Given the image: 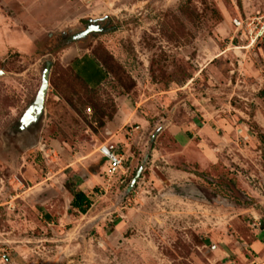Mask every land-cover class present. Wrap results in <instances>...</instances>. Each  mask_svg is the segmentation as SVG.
Segmentation results:
<instances>
[{"label":"rangeland","instance_id":"1","mask_svg":"<svg viewBox=\"0 0 264 264\" xmlns=\"http://www.w3.org/2000/svg\"><path fill=\"white\" fill-rule=\"evenodd\" d=\"M0 72V264H264V0H0Z\"/></svg>","mask_w":264,"mask_h":264},{"label":"built area","instance_id":"2","mask_svg":"<svg viewBox=\"0 0 264 264\" xmlns=\"http://www.w3.org/2000/svg\"><path fill=\"white\" fill-rule=\"evenodd\" d=\"M95 152L104 160V163L107 164L106 172L108 176L111 177L115 172L123 167L124 161L116 145L103 142L95 148ZM50 153H53V151ZM50 153L45 151L44 156H49Z\"/></svg>","mask_w":264,"mask_h":264},{"label":"flooded vegetation","instance_id":"3","mask_svg":"<svg viewBox=\"0 0 264 264\" xmlns=\"http://www.w3.org/2000/svg\"><path fill=\"white\" fill-rule=\"evenodd\" d=\"M89 23H91V26H86L84 27L85 30L83 29V31H81V33H75L74 35H72V38L73 39H77V40H80V39H84L86 38L87 36H90L94 33H97V26L96 24H100L102 22H98V23H94V22H91L89 21ZM89 25V24H88ZM83 37V38H81ZM32 108V112H29V110ZM38 114L36 113V108L33 106V104L27 108L25 110V112L23 113L20 121H19V125L21 126V128L23 127V130L27 129L29 130L31 127H33L36 122L38 121ZM20 127H18L19 129ZM22 133V132H21Z\"/></svg>","mask_w":264,"mask_h":264},{"label":"trees","instance_id":"4","mask_svg":"<svg viewBox=\"0 0 264 264\" xmlns=\"http://www.w3.org/2000/svg\"><path fill=\"white\" fill-rule=\"evenodd\" d=\"M86 20L89 21L90 19H86ZM93 61L98 63V61L96 59L95 60L93 59ZM98 68L100 70L99 79L96 82H86L85 81L87 84L99 83L104 78V74H103V71H102L101 67L98 66ZM77 75H79V74L77 73ZM90 196L91 195H89L87 193H84L82 191H78L76 193H72V199H71L70 206L72 208L76 209L80 214H84L86 212V208H88L91 205V203H92V199H91L92 197H90ZM46 218H47V220L49 219V217L47 215H46ZM262 243H264V241H262ZM250 252L252 253V256H254V254H255L254 251L251 250Z\"/></svg>","mask_w":264,"mask_h":264},{"label":"water","instance_id":"5","mask_svg":"<svg viewBox=\"0 0 264 264\" xmlns=\"http://www.w3.org/2000/svg\"><path fill=\"white\" fill-rule=\"evenodd\" d=\"M1 74L2 73L0 72V75ZM48 76H49V64H46V67L41 74L40 86L37 90L35 99L33 101V106L36 108L37 114H40L41 111L43 110V103L48 89ZM29 112H32V108L29 110Z\"/></svg>","mask_w":264,"mask_h":264},{"label":"crops","instance_id":"6","mask_svg":"<svg viewBox=\"0 0 264 264\" xmlns=\"http://www.w3.org/2000/svg\"><path fill=\"white\" fill-rule=\"evenodd\" d=\"M136 120H139L138 118L136 119ZM125 121H121L120 119H119V121H118V123H119V126L116 128V124L114 123H108L107 124V131H108V133L111 135L110 136V139L111 138H114L122 129H124V126L126 125V123H124ZM134 122V121H133ZM113 124V125H112ZM107 142H109V141H107ZM115 145V144H114ZM177 145H178V143H177ZM116 147H117V145H116ZM117 149H118V147H117ZM96 153V152H95ZM98 155V154H97ZM99 156V155H98ZM99 158L104 162V160L99 156ZM122 169V168H121ZM120 169V170H121Z\"/></svg>","mask_w":264,"mask_h":264}]
</instances>
